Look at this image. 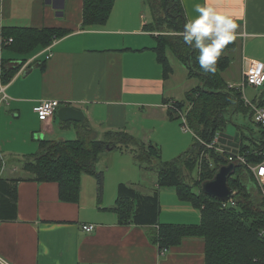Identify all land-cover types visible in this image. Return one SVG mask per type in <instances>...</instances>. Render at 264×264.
<instances>
[{"label":"crops","instance_id":"1","mask_svg":"<svg viewBox=\"0 0 264 264\" xmlns=\"http://www.w3.org/2000/svg\"><path fill=\"white\" fill-rule=\"evenodd\" d=\"M207 2L230 13L238 25L235 40L227 45L231 63L223 71L230 85L237 84L230 78H242L252 61L264 64V0ZM182 3L189 20L197 15L195 6L205 0ZM146 7V0H115L105 24L82 29L84 0H0L1 65L8 57L12 68L22 64V56L5 46L7 27L67 31L30 56L10 80L3 75L7 99L0 95V177L10 182L20 178L14 199L17 219L0 215V257L5 264L205 263L202 238H185L160 254L148 236L150 227L121 224L111 210L121 182L144 194H153L157 187V172L140 167L132 152L110 150L109 163L108 150L97 165L104 171L102 196L96 192V178L87 176L92 189L84 192L82 187L77 202L62 200L57 182L37 181L24 169L28 156L39 151L41 140L66 139L62 134L66 128L78 135L76 124L85 120L100 136L108 130H126L145 142L153 141L166 160L190 148L189 133L169 114L166 100L180 99L168 89L158 61L157 32L145 29L152 19ZM260 98L264 99L263 92L252 101ZM45 99L82 110L84 121H62L57 112L47 121L40 120L34 107ZM240 141V132L236 136L221 132L216 140L219 147L232 152H238ZM160 205L163 223L201 220L200 208L180 200L174 187L160 188ZM90 223L96 229L84 231L82 226Z\"/></svg>","mask_w":264,"mask_h":264},{"label":"trees","instance_id":"2","mask_svg":"<svg viewBox=\"0 0 264 264\" xmlns=\"http://www.w3.org/2000/svg\"><path fill=\"white\" fill-rule=\"evenodd\" d=\"M114 3L115 0H84L82 29L105 24ZM146 3L152 19L145 24V29L157 32L154 49L164 69V77L168 78L174 71L169 58V53H172L186 66L188 76L199 80V84L187 91L185 99L166 100L170 104V117L180 121L183 131L193 132L194 140L190 148L171 161H164L160 146L153 141L145 142L126 130H108L101 137L85 120L76 124L78 135L75 139L41 140L39 151L28 156L24 169L32 173L37 181L57 182L60 198L77 202L83 174L96 178L98 195L102 196L104 171L99 170L97 165L108 152L107 147L127 150L134 154L140 167L156 171L158 180L153 194H144L125 182L119 184L117 202L111 210L118 215L121 224L150 227L148 236L160 251L168 250L188 237L202 238L206 244L204 264H264V195L248 166L263 159L259 151L264 149V130L255 121L259 127L256 136H247L241 130L238 152L221 148L216 142L234 114L249 115L254 120L253 110L246 104L242 92L230 87L223 76V71L231 63L228 46L217 61L215 73H203L196 59L198 51L183 42L181 33L188 18L182 0H146ZM66 33V30L58 28L7 27L3 36L6 40L11 37L13 41L5 46L8 51L22 56V64L12 68L8 57L4 59L2 74L8 75L10 80L30 56ZM42 68H45L43 63ZM3 75L2 81L7 82ZM263 101L260 98L258 103ZM182 114L185 115L188 130L183 128ZM232 153L243 155L247 163L234 160L236 169L229 184L235 191V204L223 207V203L227 202L203 192L202 183L212 179L220 166L229 163ZM196 168L198 178L191 186L183 179L184 170L191 175ZM19 180L16 178L10 182L0 177V215L3 218L18 217L14 199L17 198ZM250 183L255 187L248 188ZM163 187H174L180 200L200 208V222H161L160 188Z\"/></svg>","mask_w":264,"mask_h":264},{"label":"clouds","instance_id":"3","mask_svg":"<svg viewBox=\"0 0 264 264\" xmlns=\"http://www.w3.org/2000/svg\"><path fill=\"white\" fill-rule=\"evenodd\" d=\"M194 11L197 15L184 24L183 42L198 51L196 59L202 72L214 74L223 50L236 38L238 25L230 13L219 11L207 0L203 5L197 4ZM260 173L264 174V168ZM247 187L254 188L255 184Z\"/></svg>","mask_w":264,"mask_h":264},{"label":"rangeland","instance_id":"4","mask_svg":"<svg viewBox=\"0 0 264 264\" xmlns=\"http://www.w3.org/2000/svg\"><path fill=\"white\" fill-rule=\"evenodd\" d=\"M146 11H147L146 14L148 15L150 13L149 7H146ZM8 54L9 53H7V56H8ZM169 57H170L171 63L173 65L175 71L173 72V74H170L169 76H171V77L170 78L168 77V79H167L168 89H173L172 90L174 92L173 94L176 96L177 99H180V100L185 99L186 91L191 90L193 87H195L197 84H199V80L197 78H194V77L190 78L188 76V69L186 68V66L182 62H180V60L177 59L172 53H169ZM24 64H23V66H24ZM232 75H234V72L232 73ZM230 79L229 80L233 81L234 83H237L241 80V78L238 80L233 79V78H230ZM233 82H231V83H233ZM229 85H230V83H229ZM262 92L264 93V85L261 86L259 89H255V87L248 85V86H246V88L244 90L245 98H247L251 101L256 98V95H258ZM243 121H245L246 123H244ZM240 126H242V127H240ZM68 130L69 129L66 128L65 133H62L64 135V137H66V139H75L77 137V134L76 133H70V131H68ZM71 130H73V129H71ZM241 130L244 131L247 136H251V137L256 136L259 133V131H258L259 127L254 122V120L250 119L249 115L237 113V114H234L232 116V121L228 122L224 131L231 136H236L237 133H239V132L241 133ZM187 132L189 133L188 136H190V139L193 143V140H194L193 139V132L191 130H189ZM247 140L248 139H246V141ZM112 151H114V150H112ZM108 154L109 155H106V156H108L109 163H111V159H110L111 151H109ZM171 160L172 159H168V160L164 159V161H171ZM107 161H108V159H107ZM26 163H27V160H25L24 165ZM116 170H117V167L115 169H113V173L114 172L116 173L117 172ZM87 176H92V175L83 174L82 180H81V188L83 187L84 192L86 191V189L88 191H90V189H92V185L90 184V181H88L89 177H87ZM197 178H198V169L197 168L193 170L191 175L189 174L188 171L184 170L183 179L187 184L193 186V184L195 183ZM94 179L95 178H93L92 180H94ZM96 182H97V180H96ZM96 192H98V187L96 189ZM2 264H4V263H2Z\"/></svg>","mask_w":264,"mask_h":264},{"label":"built area","instance_id":"5","mask_svg":"<svg viewBox=\"0 0 264 264\" xmlns=\"http://www.w3.org/2000/svg\"><path fill=\"white\" fill-rule=\"evenodd\" d=\"M12 41H13V38L10 37L6 40V43H10ZM2 75H3L2 74V65L0 63V95L2 96L3 100H6L7 94L5 93V86H4L3 81H2ZM248 85L253 86L255 88H259V87L264 85V64L262 62L252 61L249 68L243 70L241 81H239L237 84H231L230 87L237 88L242 92L246 104H248L251 107V109L253 110L254 121L256 123H258L262 127V129L264 130V101L262 103H258L256 101H251V100L245 98L244 90H245L246 86H248ZM61 105L62 104L59 100L45 99V100H41L34 107V111L36 112V114L40 120L47 121L54 116V114L57 112L58 108ZM182 115H183L182 118L185 122V125L183 126V128L185 130H188L189 126H187V124H186L185 115L184 114H182ZM219 150H221V149H219ZM221 151H223V150H221ZM259 153L263 156L262 161L255 163V164H253V163L248 164V166L251 168L256 179L258 180V182L262 188L263 195H264V174L260 173V170L262 168H264V149L263 150L261 149L259 151ZM235 159H236V161H240L242 163H247V159L241 154H233L232 156H229L230 162H234ZM226 202L227 203H223V207H227L229 205L235 204L234 198H232ZM82 227H83V230L86 232H93L96 229V225L91 224V223L90 224H84ZM165 252H166V249H163L160 251V254H164ZM0 263L5 264V262L3 261V259L1 257H0Z\"/></svg>","mask_w":264,"mask_h":264},{"label":"water","instance_id":"6","mask_svg":"<svg viewBox=\"0 0 264 264\" xmlns=\"http://www.w3.org/2000/svg\"><path fill=\"white\" fill-rule=\"evenodd\" d=\"M57 116L62 121H84V112L71 105L60 106L57 110ZM110 151L111 147H107ZM236 169L234 162H229L220 166L215 176L202 183V190L206 194L216 197L221 201H228L235 195L234 189L230 186V177L233 175Z\"/></svg>","mask_w":264,"mask_h":264}]
</instances>
